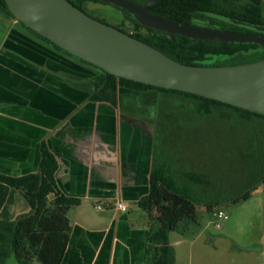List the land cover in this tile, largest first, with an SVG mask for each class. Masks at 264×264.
Here are the masks:
<instances>
[{"label": "crops", "instance_id": "1", "mask_svg": "<svg viewBox=\"0 0 264 264\" xmlns=\"http://www.w3.org/2000/svg\"><path fill=\"white\" fill-rule=\"evenodd\" d=\"M10 18H0V176L38 173L45 144L59 164V190L80 200L69 213L72 229L61 264H147L155 224L140 201L150 192L156 125L92 100L97 72ZM119 201L127 212L116 207ZM246 204L255 210L232 213L214 233L210 221L195 227L194 238L173 240L172 233L175 264H264V185ZM30 211L23 194L0 181V221Z\"/></svg>", "mask_w": 264, "mask_h": 264}, {"label": "trees", "instance_id": "2", "mask_svg": "<svg viewBox=\"0 0 264 264\" xmlns=\"http://www.w3.org/2000/svg\"><path fill=\"white\" fill-rule=\"evenodd\" d=\"M69 1L82 11L87 3L107 4L99 0ZM130 1L140 6L148 2V0ZM263 5V0H160L150 7L149 12L180 23L190 25L202 23L206 24L205 27L220 31L264 35L234 23V21H242L264 26ZM117 9L122 12L125 22L114 27L181 64L217 67L264 59V49L260 45L203 41L181 35H170L146 27L126 10ZM0 10L15 19L7 10L5 0H0ZM20 25L38 40L66 56L75 58L97 72L92 82L91 98L94 101L109 102L116 106L119 104V95L153 90L188 98L195 104L200 114L209 116L219 110L226 113L225 115L228 113V119L234 117L237 121L239 120L238 122L246 124L256 147V154L253 156L259 160L260 185H264V148L258 133L259 129L264 131V114L246 111L189 93L156 88L117 78L72 56L24 24L20 23ZM224 58L229 61H224ZM213 60L217 61L213 62ZM157 130H160L159 127ZM161 137L150 175V192L140 201L141 209L155 224L148 235L147 264H175V249L171 245L170 235L172 233L184 235L193 227L198 226L199 206H204L208 212L212 213L223 203L239 204L248 200L256 189L253 188L241 195L224 199H220L217 194L203 198L200 186L208 184L206 175L202 172H180L176 171L172 164L170 166L168 159L171 149L164 143L165 137L162 132ZM41 154L38 173L22 177L0 176L2 183L23 194L31 208L29 214L22 215L15 221H0V264H9L12 259H15L18 264H33L36 261L41 264H61L66 253L72 229L69 213L80 204V200L68 197L59 190L56 181L59 164L55 155L45 144L42 145Z\"/></svg>", "mask_w": 264, "mask_h": 264}, {"label": "water", "instance_id": "3", "mask_svg": "<svg viewBox=\"0 0 264 264\" xmlns=\"http://www.w3.org/2000/svg\"><path fill=\"white\" fill-rule=\"evenodd\" d=\"M99 1L126 10L140 24L170 35L257 44L264 49V35L220 31L151 14L150 7L160 0H148L144 6L130 0ZM5 2L17 22L110 75L264 114V59L217 67L184 65L120 29L91 17L69 0ZM234 23L264 34V26L242 21Z\"/></svg>", "mask_w": 264, "mask_h": 264}, {"label": "rangeland", "instance_id": "4", "mask_svg": "<svg viewBox=\"0 0 264 264\" xmlns=\"http://www.w3.org/2000/svg\"><path fill=\"white\" fill-rule=\"evenodd\" d=\"M83 10L91 17L112 26L125 22L122 12L112 5L87 3ZM1 17L5 19L8 16L0 10ZM196 24L206 26L202 23ZM223 60L229 61L226 58ZM124 95L130 97L134 94ZM143 98L146 103H152L155 107L157 126L160 129L156 131L157 146H160L162 132L164 143L171 149L168 159L170 166L172 164L176 171L202 172L206 175L208 184L200 186L203 198L217 194L220 199H224L241 195L260 185L259 160L253 156L256 154V147L246 124L238 122L234 117L228 119V113L225 115L226 113L219 110L209 116L200 114L195 104L183 96L152 90L148 95L144 94ZM258 133L264 148V131L259 129ZM246 201L240 205L223 203L212 213L204 206H199V224L206 226L209 221L212 222L209 229L214 233V226L217 223L221 225L217 216L220 211L228 217L232 213L245 215L248 211H254L255 207L249 209ZM198 233L199 230L193 227L186 233V237L194 238ZM178 235L181 234L173 233V240ZM9 264L18 263L12 259ZM33 264L41 263L36 261ZM191 264H197V261L194 259Z\"/></svg>", "mask_w": 264, "mask_h": 264}, {"label": "flooded vegetation", "instance_id": "5", "mask_svg": "<svg viewBox=\"0 0 264 264\" xmlns=\"http://www.w3.org/2000/svg\"><path fill=\"white\" fill-rule=\"evenodd\" d=\"M7 15V14H6ZM8 16V15H7ZM10 17V16H9ZM13 19V18H12ZM15 20V19H14ZM19 23V22H18ZM20 24V23H19ZM66 56V55H65ZM69 57V56H68ZM71 59L76 60L75 58L70 57ZM79 62V61H78ZM81 63V62H80ZM82 64V63H81ZM87 66V65H86ZM89 67V66H88ZM91 68V67H90ZM93 69V68H92ZM92 90H93V84H92ZM133 96L126 97L125 95H119L120 100L118 106H120L121 109H128L133 111L135 114L139 115L142 118H145L149 121H151L153 124L156 125V129H158L157 126V120L158 117L155 116V107L152 105V103H146L144 101L143 95H148L149 92H134ZM139 95V96H138Z\"/></svg>", "mask_w": 264, "mask_h": 264}, {"label": "built area", "instance_id": "6", "mask_svg": "<svg viewBox=\"0 0 264 264\" xmlns=\"http://www.w3.org/2000/svg\"><path fill=\"white\" fill-rule=\"evenodd\" d=\"M116 207L122 212H127L128 211L127 205L125 203L121 202V201L117 202ZM217 216H218L219 222L223 221V220H228V218H229L222 211H220ZM217 226H219V223H217Z\"/></svg>", "mask_w": 264, "mask_h": 264}]
</instances>
